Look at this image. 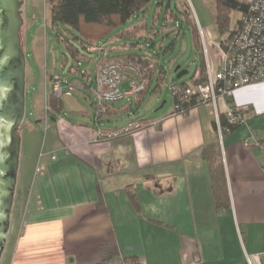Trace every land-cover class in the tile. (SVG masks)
<instances>
[{
	"label": "crops",
	"instance_id": "1",
	"mask_svg": "<svg viewBox=\"0 0 264 264\" xmlns=\"http://www.w3.org/2000/svg\"><path fill=\"white\" fill-rule=\"evenodd\" d=\"M161 74L159 66L152 69L146 90L134 94L143 100L153 87L146 111L113 128L138 117L143 127L98 140L96 124L113 128L78 102L66 110L57 105L52 75L47 78L44 111L37 108L46 133L31 155L28 140L20 151L18 212L0 264H98L104 255L136 256L144 264H261L264 148L256 142H264V83L237 88L217 109L201 104L176 114L172 104L148 114ZM85 80L91 91L94 78ZM47 99L57 114L48 112ZM227 104L244 108L243 123L220 135L213 123ZM125 107L112 106L109 116L128 112ZM206 143H217L220 152L224 212L216 210L209 164L200 153Z\"/></svg>",
	"mask_w": 264,
	"mask_h": 264
},
{
	"label": "rangeland",
	"instance_id": "2",
	"mask_svg": "<svg viewBox=\"0 0 264 264\" xmlns=\"http://www.w3.org/2000/svg\"><path fill=\"white\" fill-rule=\"evenodd\" d=\"M20 1L22 2L20 8L22 18L20 39L25 57V112L23 121L16 130L20 137L18 164L19 158H21L20 151L22 153L26 151L24 147L26 140H28L27 144L29 145L27 152L31 155L33 147L40 145V138L42 136L43 139L44 133H46L44 119L42 118L43 122H37V116L44 106V85L47 78L50 75L53 78L58 77L64 85L69 79L70 70L74 71L77 68L93 79L97 57V53L88 52L83 47L82 42L75 37L76 33L72 29L61 24L52 27L49 17V0ZM185 1L191 10L200 34L202 32L211 48L215 50V45L219 42L221 35L218 33L215 24L216 9L214 0ZM168 2L169 7L167 6ZM239 15L237 11L232 12L231 23H234ZM99 45L108 49L107 53L110 56L137 54L157 61L162 70L159 79L160 87L157 89V99L151 105L153 108H149L148 114L155 112L161 105L163 106L159 111L172 106L173 96L169 87L170 84L189 81L195 65L200 61L199 50L193 45L190 27L182 21L176 0H166L160 4L153 1L144 12L133 15L127 22L120 24L114 30V35L105 42L101 41ZM202 51L205 62L206 55L204 50ZM75 55H85L86 57H82L77 63ZM210 56L216 60L213 51H211ZM177 65L180 66V69L188 71L179 78H176V72L174 71ZM154 82L152 85H155ZM125 84L127 85V83H124L123 86ZM152 88L147 91L145 100L141 99L139 101L137 95L132 94L124 96L120 101L113 102L112 105L115 108H124L125 106H127L125 108H128L130 106L128 112L125 111L114 116L106 115L102 117V125L113 128L122 124L133 113L146 111L150 95L153 93ZM61 102L65 110L71 107V104L78 102L82 105L81 108L87 109L94 115L96 100L91 91L86 88L73 90L72 95L62 97ZM45 106L48 108V112L57 114L56 109L51 106L48 99ZM37 108L39 111H37ZM67 116L74 117L70 112L67 113ZM18 192L19 184H17L16 179L10 219L12 230L9 228L10 232H8V234L10 233L9 240L12 238L11 233H13L18 212Z\"/></svg>",
	"mask_w": 264,
	"mask_h": 264
},
{
	"label": "built area",
	"instance_id": "3",
	"mask_svg": "<svg viewBox=\"0 0 264 264\" xmlns=\"http://www.w3.org/2000/svg\"><path fill=\"white\" fill-rule=\"evenodd\" d=\"M248 10L241 14L234 26L231 40L224 47L216 43L214 50L205 36L200 34L202 50L205 52L206 80L198 82L189 88L187 85L173 84L170 86L173 100V110L176 114H184L186 104L195 99L194 106L212 104L218 108L219 100L229 98L234 91L244 85L264 83V0H244ZM209 48V49H208ZM90 50L100 51L93 45ZM211 51L216 55L214 60ZM210 53V54H209ZM144 61L132 57L103 60L97 69L93 96L99 108V113L106 112V102L120 101L126 95L138 94L148 84L147 68ZM199 72L195 73V78ZM127 82L128 88L123 90L122 83ZM52 94L57 98L72 95L73 87L67 83L62 85L58 77L51 80ZM241 106L228 105L225 115L230 126L243 123ZM216 128L221 135L229 129L220 126L218 114L215 116ZM143 127L137 120L113 129H103L96 124V140L111 139L132 134ZM264 148V142H256ZM55 158L54 155L51 156ZM138 264H144L138 260ZM264 264V260L261 261Z\"/></svg>",
	"mask_w": 264,
	"mask_h": 264
},
{
	"label": "trees",
	"instance_id": "4",
	"mask_svg": "<svg viewBox=\"0 0 264 264\" xmlns=\"http://www.w3.org/2000/svg\"><path fill=\"white\" fill-rule=\"evenodd\" d=\"M153 1H157L159 4L166 0H49V17L50 23L53 26L61 24L76 33V38L79 39L83 47L88 52L97 53L95 76L99 64L106 59H118L122 57H132L138 61H144L147 68L148 84L150 81L151 70L158 66L157 61H153L151 58H147L141 55H125V56H110L107 54V49L102 45H99L101 41L105 42L114 35V30L122 23L127 22L133 15H138L144 12ZM216 16L215 24L218 33L221 35L219 42L226 47L227 43L231 40L234 33V26L238 22L239 18L234 23H231L232 12L237 11L240 15L248 10V4L244 0H214ZM178 5V12L181 19L189 27L192 35V41L195 48L199 50L200 61L195 65L193 74L190 76L189 81L179 83L181 85H187L189 88H193L196 83L204 82L206 80L205 62L202 51L201 37L198 26L192 17L191 10L185 0H176ZM169 7V2L167 3ZM239 15V17H240ZM95 45L100 48V51H92L90 48ZM77 63L85 55L74 56ZM98 61V63H97ZM180 70V69H179ZM178 70V71H179ZM199 72L198 77L195 78V73ZM162 72V70H161ZM88 74L75 68L74 71L70 70L69 79L65 83L71 85L73 89L84 88L88 83L85 80ZM94 83L91 87V93L93 94ZM53 79V77H52ZM92 81V80H91ZM148 84L143 91L146 90ZM175 83L170 84L173 85ZM160 84H158L159 86ZM169 86V87H170ZM142 91V92H143ZM141 93V92H140ZM139 94V93H138ZM53 99L57 105L61 104V98H57L52 94ZM173 100L175 96L172 94ZM228 99V98H227ZM229 101V99H228ZM195 99H192L186 106V109L194 106ZM113 102H106V112L99 113V108L95 102L94 114L96 121L101 120L102 117L110 115ZM220 126L228 128L229 130L236 125L230 126L228 124L225 114L218 115ZM140 123L139 117L134 119ZM143 124V123H142ZM216 128V123L214 122ZM226 132V131H225ZM201 156L208 161L211 188L214 198L216 210L218 212H224L228 208V196L226 189V180L224 176L223 164L220 159V152L217 143H206L201 148ZM129 199L137 211L140 210V205L135 197L134 192H128ZM136 256L121 257L118 255L102 256L98 264H138Z\"/></svg>",
	"mask_w": 264,
	"mask_h": 264
},
{
	"label": "water",
	"instance_id": "5",
	"mask_svg": "<svg viewBox=\"0 0 264 264\" xmlns=\"http://www.w3.org/2000/svg\"><path fill=\"white\" fill-rule=\"evenodd\" d=\"M20 0H0V259L10 228L24 118L25 57L21 46ZM174 68L176 78L188 71ZM179 70V71H178Z\"/></svg>",
	"mask_w": 264,
	"mask_h": 264
}]
</instances>
